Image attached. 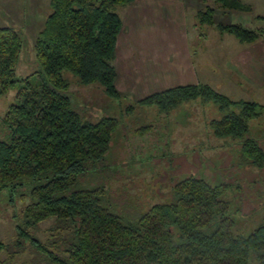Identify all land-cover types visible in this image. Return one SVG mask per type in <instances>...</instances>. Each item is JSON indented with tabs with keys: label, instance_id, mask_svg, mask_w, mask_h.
Returning <instances> with one entry per match:
<instances>
[{
	"label": "trees",
	"instance_id": "1",
	"mask_svg": "<svg viewBox=\"0 0 264 264\" xmlns=\"http://www.w3.org/2000/svg\"><path fill=\"white\" fill-rule=\"evenodd\" d=\"M134 1L49 0L33 45L38 70L24 78L14 72L23 37L13 27H0V95L17 88L15 102L0 118V192H19L26 201L13 244L5 249L0 244V251L14 255L28 249L34 264H264V217L249 235L234 234L230 203L222 199L229 184L187 177L173 183L167 202L130 220L116 213L117 204L108 198L112 171L106 157L118 121H83L71 107L63 72L118 98L113 61L122 20L116 8ZM212 1L223 8L238 5ZM197 19L240 43L264 36V28L217 22L212 8L199 11ZM196 99L228 111L209 122L213 135L242 140L241 163L261 170L264 151L248 136L249 124L261 114L258 103L233 101L196 84L149 95L137 104L167 113ZM43 222H52L45 240L36 233Z\"/></svg>",
	"mask_w": 264,
	"mask_h": 264
},
{
	"label": "rangeland",
	"instance_id": "2",
	"mask_svg": "<svg viewBox=\"0 0 264 264\" xmlns=\"http://www.w3.org/2000/svg\"><path fill=\"white\" fill-rule=\"evenodd\" d=\"M48 4L49 0H0L3 15L0 27H13L23 37L20 58L14 68L17 78L38 70L33 45L44 26ZM116 12L123 16L124 7H117ZM194 22L198 23L195 16ZM183 27L188 31L212 30L195 25L191 19L185 21ZM63 77L69 83L67 93L71 107L83 121L96 123L103 117L118 121L106 157L112 171L108 198L117 204L116 213H124L130 220L154 204L167 202L173 183L194 176L210 185L229 184L222 199L230 203L234 234L247 236L259 226L264 217V167L259 170L242 164V140L217 139L209 127L210 121L220 120L228 111L219 110L213 102L196 99L183 102L167 113L160 112L155 105L137 104L142 95L119 93L118 98H110L98 84L82 85L70 72H63ZM233 89L231 96L227 97L234 100L246 98L240 86L235 85ZM16 90L12 88L0 95V118L15 102ZM226 92L229 93L228 90ZM262 93V90H257L255 96L250 95V98H257L263 108L259 117L249 124L248 136L255 139L264 151ZM128 107L132 108L129 112L126 111ZM231 110L238 113L237 109ZM18 195L19 192L9 190L0 192V244L4 249L16 238L15 226L20 208L26 202ZM51 225L52 222L39 224L36 233L41 240L47 238L46 229ZM12 250L17 251L15 248ZM32 260L33 254L28 249L14 255L0 251V264H34Z\"/></svg>",
	"mask_w": 264,
	"mask_h": 264
},
{
	"label": "crops",
	"instance_id": "3",
	"mask_svg": "<svg viewBox=\"0 0 264 264\" xmlns=\"http://www.w3.org/2000/svg\"><path fill=\"white\" fill-rule=\"evenodd\" d=\"M234 1L238 5L230 8L212 0H136L125 6L113 61L117 91L145 98L203 84L230 97L238 85L246 98L231 100L258 103L250 95H264V36L245 44L210 26L204 32L183 27L188 19L197 25L194 16L198 22L197 13L208 7L217 22L264 28V0Z\"/></svg>",
	"mask_w": 264,
	"mask_h": 264
}]
</instances>
